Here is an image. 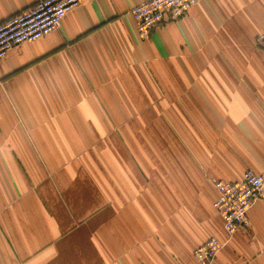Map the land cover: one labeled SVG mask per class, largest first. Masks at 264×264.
Wrapping results in <instances>:
<instances>
[{"label": "crops", "instance_id": "0c3cea01", "mask_svg": "<svg viewBox=\"0 0 264 264\" xmlns=\"http://www.w3.org/2000/svg\"><path fill=\"white\" fill-rule=\"evenodd\" d=\"M38 0H0V22ZM79 0L0 59V264H264L263 195L228 234L213 179L264 174V0Z\"/></svg>", "mask_w": 264, "mask_h": 264}, {"label": "built area", "instance_id": "2783aa9c", "mask_svg": "<svg viewBox=\"0 0 264 264\" xmlns=\"http://www.w3.org/2000/svg\"><path fill=\"white\" fill-rule=\"evenodd\" d=\"M198 0H143L130 9L140 39L163 21H175ZM79 0H38L31 7L0 22V59L15 45L35 41L56 30L65 14L76 7ZM255 44L264 56V29L255 36ZM216 191L213 207L222 219L228 234L248 226V212L263 195L264 174L245 170L240 179H213ZM222 243L209 237L198 245L193 254L199 264H211Z\"/></svg>", "mask_w": 264, "mask_h": 264}]
</instances>
